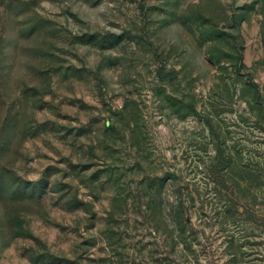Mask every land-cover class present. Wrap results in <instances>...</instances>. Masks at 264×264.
Wrapping results in <instances>:
<instances>
[{"label":"rangeland","instance_id":"rangeland-1","mask_svg":"<svg viewBox=\"0 0 264 264\" xmlns=\"http://www.w3.org/2000/svg\"><path fill=\"white\" fill-rule=\"evenodd\" d=\"M203 111L264 160V0H0V264H264Z\"/></svg>","mask_w":264,"mask_h":264},{"label":"trees","instance_id":"trees-1","mask_svg":"<svg viewBox=\"0 0 264 264\" xmlns=\"http://www.w3.org/2000/svg\"><path fill=\"white\" fill-rule=\"evenodd\" d=\"M202 114L204 116L202 125L209 131L208 138L211 145L210 153L204 159L202 166L206 168L205 180L213 186L211 188L212 197L221 201L217 215L221 211V215L227 222L225 225L238 228L236 231L241 229V223L244 221L241 217L243 216L252 222L264 224V210L261 214V210L258 209L264 207V160L262 156L245 157V143L248 142V138L240 137L239 141H232L228 138L230 133L221 129L214 114L205 113V111ZM258 124L260 125L259 132L264 137V124L262 122ZM229 141L232 143L229 144ZM195 148V151L199 150L201 153L199 148ZM179 195L178 207L181 209H178L180 211L178 216L181 222H185L187 218L184 217L186 214L184 210L187 208L184 207V203L188 201V197L191 200L193 198L187 192L179 193ZM249 212V216H245ZM233 234L235 233L229 234L230 241L235 239Z\"/></svg>","mask_w":264,"mask_h":264}]
</instances>
